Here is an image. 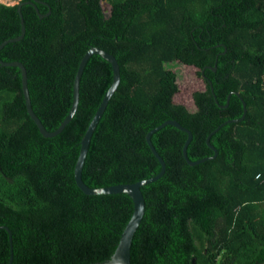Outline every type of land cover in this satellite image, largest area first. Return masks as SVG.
<instances>
[{"label": "trees", "instance_id": "trees-1", "mask_svg": "<svg viewBox=\"0 0 264 264\" xmlns=\"http://www.w3.org/2000/svg\"><path fill=\"white\" fill-rule=\"evenodd\" d=\"M32 2V0H24ZM21 7L25 33L0 49L2 62L26 70L31 108L55 131L72 104L78 64L91 47L114 56L120 83L91 136L81 177L90 188L141 187L144 214L130 248L131 264H264V0H36ZM110 6L105 18L100 2ZM20 34L17 5L0 3V44ZM192 67L204 89L194 110L175 103L178 75ZM216 66L213 72L212 67ZM204 70L202 77L201 71ZM112 68L87 61L71 121L43 137L27 114L17 67L0 66V264H95L109 260L132 212L126 194L86 195L74 181L80 141ZM210 83L213 89L211 92ZM232 94L226 108V97ZM214 95V96H213ZM242 99V100H241ZM217 101L218 104L215 102Z\"/></svg>", "mask_w": 264, "mask_h": 264}, {"label": "water", "instance_id": "water-1", "mask_svg": "<svg viewBox=\"0 0 264 264\" xmlns=\"http://www.w3.org/2000/svg\"><path fill=\"white\" fill-rule=\"evenodd\" d=\"M15 2H16V4H14V5H17V12L19 14L20 34H19V36L15 37V38L6 40L3 43H1L0 49L3 46H5L7 43L20 41L24 37L25 26H24L22 15H21V7L24 4L32 5L35 8V11H36L38 17L39 18L43 17V15L39 14V12L35 6V3H37L38 1L32 0V2H25V1H21V0H15ZM100 5H102L103 14L108 13V8H107L108 4L105 1H101ZM109 14H110V12H109ZM92 55H98L99 57H101L103 60H105L106 62H108L110 64V66L112 68V83H111L110 87L108 88V90L105 92L96 112L94 113V115H93L90 123L88 124V127H87L81 141H80L79 154H78L77 160H76L75 165H74L73 177H74V181H75L77 188L80 191H82V193H84L86 195L126 194L131 198V200L133 202V212H132V215H131L128 223L126 224L122 233L120 234L118 244H117L113 254L109 258V260L101 262V263H95V264H131V261H130L131 241H132V238H133V235H134L136 229L138 228V226L142 220V217L144 214V208H145L144 198H143L142 193H141V187L158 180L160 177H162V175L165 172V163H164L163 159L160 157V155L157 153V151L155 150L154 146L152 145L151 135L166 125L173 126L177 129L185 132L187 134V138L183 144L182 155H183V158L185 159V161L187 162L188 165L194 166V165L203 163L205 161L212 160L217 156L216 149L209 142L210 137L214 133H216L221 126H223L225 124L241 122L246 115V104L241 99L242 105H243V114H242L241 118L225 121L224 123L220 124L217 128H215L210 134H208V136L206 138V144L212 150V152H213L212 156L202 158V159H199L197 161H190L187 158L186 150H187V146L189 145V143L192 139L191 132L188 129L182 127L175 120H166L165 122H163L159 126L151 129L145 136L146 143H147L151 153L153 154V156L157 159V161L160 164V171L157 175L152 176V177L145 179V180H141V181H138L135 183H131V184H117V185L101 187V188H90L83 182L82 177H81V171H82L84 160L86 158V154H87V150L89 147L91 136H92V134L96 128L97 123L99 122L102 114L104 113V111L106 109L108 101L110 100L111 96L113 95V93L115 92V90L117 89V87L120 83V69H119V65H118L116 59L114 58V56H112L111 54H109L106 51H104L100 48H97V47H91L84 53V55L82 56V58L78 64V67H77V70H76V73L74 76V80H73L71 107L68 111V114L66 115L64 120L61 122L60 126L55 131H52V132L47 131L43 127L39 118L35 115V113L33 112L32 108H31V103H30L29 93H28V88H27V76H26L25 67L20 62H16V61H14V62H2L0 60V66L19 68V70L21 72V90H22L27 114L29 115L30 119L35 123L39 133L45 138H51V137L58 135L65 128V126L71 121V119L73 118V116L75 114V111H76L77 105H78V100H79L80 78L82 76V73H83V70L86 66L87 61L90 59V57ZM215 70H216V66L212 67V71L214 72ZM203 72H204V70L201 71V75H202V77H205ZM210 89H211V92H213L211 83H210ZM232 94L239 96V94L237 92H230L226 97L225 105H219V106L222 108H226L229 104V100H230V97ZM215 102L218 104L217 101H215ZM1 228L6 230L8 233L9 259H8L7 264H12V261H13L12 234H11V231L7 227L4 226Z\"/></svg>", "mask_w": 264, "mask_h": 264}, {"label": "rangeland", "instance_id": "rangeland-1", "mask_svg": "<svg viewBox=\"0 0 264 264\" xmlns=\"http://www.w3.org/2000/svg\"><path fill=\"white\" fill-rule=\"evenodd\" d=\"M0 3L10 6L16 4L15 0H0ZM107 8H108V13H106L105 16H107L110 12L109 5L107 6ZM168 68L173 69L178 75L179 91L174 97V102L183 104L189 110H194V105L191 100V95L195 91H200L204 89V83L202 79L197 75V70L192 67L176 65V64H169Z\"/></svg>", "mask_w": 264, "mask_h": 264}, {"label": "built area", "instance_id": "built-area-1", "mask_svg": "<svg viewBox=\"0 0 264 264\" xmlns=\"http://www.w3.org/2000/svg\"><path fill=\"white\" fill-rule=\"evenodd\" d=\"M261 88H262V92L264 94V72H263V75L261 77Z\"/></svg>", "mask_w": 264, "mask_h": 264}, {"label": "flooded vegetation", "instance_id": "flooded-vegetation-1", "mask_svg": "<svg viewBox=\"0 0 264 264\" xmlns=\"http://www.w3.org/2000/svg\"><path fill=\"white\" fill-rule=\"evenodd\" d=\"M21 1H24V0H21ZM109 15H110V14H109ZM109 15L105 16V14H104L105 18H109Z\"/></svg>", "mask_w": 264, "mask_h": 264}]
</instances>
